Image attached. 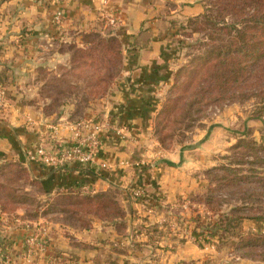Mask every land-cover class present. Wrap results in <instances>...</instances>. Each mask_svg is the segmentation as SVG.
Listing matches in <instances>:
<instances>
[{"label": "rangeland", "instance_id": "374dc122", "mask_svg": "<svg viewBox=\"0 0 264 264\" xmlns=\"http://www.w3.org/2000/svg\"><path fill=\"white\" fill-rule=\"evenodd\" d=\"M11 1L0 0V18L9 12L3 8ZM22 2L17 0L16 4ZM201 3L203 12L198 17L170 20L171 42L160 60L149 89L150 102L144 105L146 112L141 119L142 135L138 140L150 152L149 162L142 159L141 163L147 170L167 162L166 156L175 151L197 152L189 155L184 172L175 174H187L192 184L184 202L180 201L171 213L186 225L194 239L210 249L229 229L228 238L234 243L226 251L261 262L264 249L251 248L241 240L264 231V225L256 228L258 222L254 221H264V72L251 76L247 68L243 73L246 77L238 83L221 80L218 93L222 98L215 97L218 94L212 90L208 75L213 78L216 67H227L219 65L226 58L223 50L231 35L227 27L235 17L219 10L218 0ZM101 22L91 24L86 31H69L65 35L62 28H52L44 36H32L35 40L20 49L25 47L29 52L23 51L21 60L15 62L18 68L12 67V73L7 75L0 72L4 99L0 117L4 120L8 110L19 109L30 112L32 119L44 126L103 119L115 96H125L120 89L125 45L112 26L103 22L99 25ZM4 28L0 22V66L9 68L3 57L13 45L8 38L4 40ZM207 57H211L208 62ZM228 69L230 66L225 71ZM197 72L200 75L195 78L190 75ZM211 133L214 139L207 145L204 141ZM22 165L20 161L0 158V208L6 218L0 225H59L60 233L71 243L76 232L84 235L81 229L89 227L91 215L101 218L104 214L108 221L113 216H124L114 188L94 195L93 200L82 197L85 195L53 196ZM239 217L252 220L254 232L231 224ZM71 257L57 255L51 264L76 263Z\"/></svg>", "mask_w": 264, "mask_h": 264}, {"label": "crops", "instance_id": "0c3cea01", "mask_svg": "<svg viewBox=\"0 0 264 264\" xmlns=\"http://www.w3.org/2000/svg\"><path fill=\"white\" fill-rule=\"evenodd\" d=\"M13 1L6 2L8 6L3 9L8 8L9 12L4 16L3 11L0 18L7 31L4 40L8 38L13 45L3 57L11 70L0 66L1 73L7 75L12 73V67L18 68L15 62L21 60L23 51L29 52L25 49L27 43L52 31L55 28L51 25L52 15L60 11L64 22L59 29L65 35L69 31H86L91 24H98V20L115 29L125 45L120 80L125 96H115L103 119H95L96 122L110 121L119 132L116 139L103 142L96 158L97 168L87 171L73 165L59 171L27 163L24 149L35 142L37 131L44 125L33 120L30 112L19 109L8 110L4 120L0 117V158L22 162L49 195L94 196L114 188L124 216L107 222L91 215L89 227L81 229L84 235L76 232L71 243L60 233L59 225H54L57 228L41 227L39 223L0 225V264H51L57 255L75 257L76 263L69 264L88 261L89 264H264V261L239 258L226 251L234 243L228 238L229 229L218 236L210 249L206 243L194 239L185 229L186 225L171 213L180 201L184 202V195L192 184L187 174L177 177L175 174L186 169L189 155L197 152L175 151L166 156L167 162L147 170H143L141 163L142 159L149 162L150 156L138 140L142 135L141 119L146 112L144 105L150 102L149 89L156 79L160 60L171 42L170 20L198 17L203 12L201 0H23L20 4ZM24 45L23 51L20 50ZM63 124L70 123L57 125ZM67 134V131L62 133ZM213 139L211 133L204 143L211 144ZM99 164L109 166L110 170L99 169ZM137 190L143 191L140 198L134 196ZM231 224L249 232L255 230L252 221ZM30 238H36L41 248H28L26 242Z\"/></svg>", "mask_w": 264, "mask_h": 264}, {"label": "trees", "instance_id": "16d2710c", "mask_svg": "<svg viewBox=\"0 0 264 264\" xmlns=\"http://www.w3.org/2000/svg\"><path fill=\"white\" fill-rule=\"evenodd\" d=\"M222 3V4H221ZM219 10L229 13L231 17H235L228 27L227 31L230 35L228 46L223 50L226 58H224L221 65H227V67L222 68L216 67L213 72V78L208 75L212 81V90L217 92V99H221L222 96L218 93V88L220 87L221 80L224 82L231 81L233 83H238L242 78H245L246 75L243 73L246 72L249 68V75L255 72H264V0H218ZM225 28L221 29L224 30ZM233 34V35H232ZM221 54V51L218 53ZM233 55L236 56V59H232ZM211 57H207L206 62L210 61ZM228 59L231 60L228 62ZM227 60V61H226ZM203 63V64H206ZM251 65V66H250ZM230 66V69L227 71L226 68ZM203 70V69H202ZM201 70V71H202ZM190 75L195 78L200 75V72L190 73ZM250 77V76H249ZM237 92V90H236ZM235 92V93H236ZM73 123V122H71ZM11 165V164H10ZM14 165V164H13ZM24 168L25 166L22 165ZM32 182H35L34 179H31ZM85 195V194H78ZM75 195V196H78ZM102 195V194H100ZM82 197H87L89 200H93L94 196L85 195ZM96 198V197H95ZM98 198V197H97ZM96 213H99V209L95 207ZM4 212L0 208V221L6 219L4 217ZM122 218L123 216H118ZM103 221L112 222L116 216H113L111 221H108L109 218L103 214L101 217ZM237 221H249L248 218H236ZM252 221V220H250ZM254 221L258 222L256 225H264V221L259 218H255ZM259 221H261L259 223ZM194 234V233H193ZM251 235V234H250ZM243 244H248L251 248H263L264 249V231L263 233H258L256 236H249L245 240H241Z\"/></svg>", "mask_w": 264, "mask_h": 264}, {"label": "built area", "instance_id": "2783aa9c", "mask_svg": "<svg viewBox=\"0 0 264 264\" xmlns=\"http://www.w3.org/2000/svg\"><path fill=\"white\" fill-rule=\"evenodd\" d=\"M113 24V20L109 19ZM64 16L58 11L53 13L51 23L55 28L63 25ZM4 103L0 91V106ZM63 131L68 134L63 136ZM119 132L110 121L96 122L84 119L69 125H45L36 133L35 142L24 149L27 163H37L45 168L64 171L75 165L83 170L97 168L96 158L103 147V142L108 138L116 139ZM99 169L109 171V166L99 164ZM143 191L137 190L135 197L142 196ZM28 248H41L36 238L27 240ZM30 245V246H29Z\"/></svg>", "mask_w": 264, "mask_h": 264}]
</instances>
